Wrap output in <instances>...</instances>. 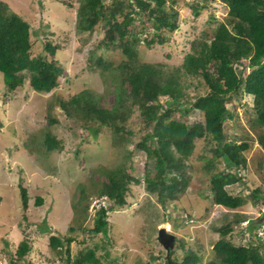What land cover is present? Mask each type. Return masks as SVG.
Segmentation results:
<instances>
[{"label":"rangeland","instance_id":"rangeland-1","mask_svg":"<svg viewBox=\"0 0 264 264\" xmlns=\"http://www.w3.org/2000/svg\"><path fill=\"white\" fill-rule=\"evenodd\" d=\"M1 1L29 23L31 53H43L50 59L44 48L50 42L56 48L53 58L64 72L57 86L46 93L30 87L27 71L21 86L6 89L0 72V264H11L23 238L31 249L15 264H64L65 250H52L48 245L50 235L62 239L66 235L75 237L69 243L71 258L91 248L103 264H166V251L156 235L167 220L169 227H164L176 237L171 257L180 259L187 249H192L199 258L195 264H224L215 256L212 246L220 237L218 227L236 213L245 219L232 222L225 237L232 243H249L260 236L264 242V150L257 141L258 129L251 126V118L242 105H252L249 96L235 100L238 104L234 111L238 115L223 123L229 138L235 136L248 143L244 151L246 166L239 171L242 180L225 186L230 193L244 198L242 205L229 209L212 202L210 172L205 163L211 157L213 142L205 136L194 139L193 152L184 162V190L162 205L143 182L146 170L153 173V159L146 158L136 142L152 125L144 126L135 106L126 124L130 131L127 139L114 143L109 128H100L94 136L81 127V121L67 117L57 103L58 97L68 98L82 89L102 93L105 106L114 102L113 83L102 76L101 68L93 60L102 57L117 65L126 56L117 46L100 44L106 29L102 21L90 32H78L75 22L79 0ZM103 1L105 5L110 2ZM192 1L198 2L197 14L190 7ZM173 7L178 12L177 27L166 42L147 46L142 37H148L147 31L151 32L152 27L145 22L144 31L139 34L141 39L134 43L137 62L173 70L192 46H197L203 37L210 39L227 12V5L221 0H176ZM181 83L186 92L183 100H192L207 90L200 77L183 75ZM172 117L187 124L204 120L197 109H190L186 115L176 112ZM45 132L54 135L62 147L44 151L41 140ZM212 162L217 168L223 167L221 161ZM120 166L140 182L128 184L124 205L111 204L113 209L106 213V234L92 232L91 202L102 198L98 190L107 181V173ZM255 188L260 191L257 200L251 197ZM21 189L26 192V207L21 201ZM251 222L255 236L247 228Z\"/></svg>","mask_w":264,"mask_h":264},{"label":"trees","instance_id":"trees-1","mask_svg":"<svg viewBox=\"0 0 264 264\" xmlns=\"http://www.w3.org/2000/svg\"><path fill=\"white\" fill-rule=\"evenodd\" d=\"M221 1L227 5L224 19L216 24L210 39L203 37L197 46H192L173 70L137 62L134 43L141 39L139 34L144 31L145 22L152 27L151 32L147 31L149 36L142 37L147 46L169 39L177 27L178 12L173 7L176 0H110L107 5L103 0H79L76 9L75 29L78 32H90L102 21L106 29L100 44L121 48L126 58L117 65L109 64L102 57L93 60V64L101 68L102 76L106 75L113 83L114 102L110 106H105L102 93L89 89H82L68 98L58 97L57 103L67 117L81 121V127L94 136L100 128H109L114 134V143L127 139L130 131L126 124L135 106L144 126L152 125L151 130L144 132L136 142V147L146 158L153 159V173L150 175V170H146L143 182L148 192L156 193L162 205L184 190L187 184L184 162L193 152L194 139L201 136L213 142L211 157L205 163L210 172L212 202L229 209L242 205L244 198L230 193L225 186L242 180L239 171L246 166L244 151L248 143L235 136L229 138L223 123L238 115L234 111L238 104L235 100L244 93L253 95L252 105H242H245V114L251 118V126L258 129L257 141L264 150V0ZM190 7L194 14L198 13V2L192 1ZM44 48L50 59L43 53H31L29 23L0 0V72L6 89L21 86L24 71L29 73L30 87L37 92L46 93L57 86L64 68L53 58L56 48L50 42H46ZM183 75L200 77L206 92L196 94L192 100H183L186 96L181 83ZM190 109L201 111L204 120L187 124L172 117L176 112L186 115ZM41 144L46 152L62 147L50 132L43 134ZM213 160L221 161L223 167L217 168ZM131 181L140 182L120 166L107 173V181L103 182L98 194L107 196L115 206H122L126 203L125 195ZM81 193H84L83 188ZM251 194L255 200L260 197L258 188L252 189ZM21 201L26 207L25 189H21ZM37 202H41L40 197ZM244 219L236 213L232 221L228 219L218 227L220 237L212 249L221 263L264 264V242L260 236H255V230L252 231L253 222L247 228L254 234V241L232 243L225 237L232 229V222L239 223ZM106 223V210L100 206L89 230L105 235ZM69 229L73 230L72 227ZM74 238L73 235L63 239L50 235L48 245L57 252L65 250L64 264H103L91 248L71 258L69 243ZM30 249L28 240L21 239L11 264L23 259ZM171 254L170 251L165 256L166 264H195L199 259L192 249H187L180 259Z\"/></svg>","mask_w":264,"mask_h":264},{"label":"water","instance_id":"water-1","mask_svg":"<svg viewBox=\"0 0 264 264\" xmlns=\"http://www.w3.org/2000/svg\"><path fill=\"white\" fill-rule=\"evenodd\" d=\"M156 239L168 253L169 250L173 248L176 237L173 233L169 232L164 226H160L157 229Z\"/></svg>","mask_w":264,"mask_h":264},{"label":"clouds","instance_id":"clouds-1","mask_svg":"<svg viewBox=\"0 0 264 264\" xmlns=\"http://www.w3.org/2000/svg\"><path fill=\"white\" fill-rule=\"evenodd\" d=\"M249 96L250 98H251V100L250 101H252L253 100V95L252 94H250V93H244L243 94V96ZM252 104H253V101H252ZM97 201H92L91 202V206H92V208H94V215H95V213H96V211H97V209L100 207V206H103L104 208H105V210H106V213L109 211V210H111V209H113L112 208V205H114L113 204V202H111L109 199H108V197L107 196H105V195H102V198L99 200V199H96ZM112 204V205H111ZM94 215H93V217H94ZM174 244H175V242H174ZM163 248V247H162ZM164 249V248H163ZM173 248H171L170 250H169V252L172 250ZM165 250V249H164ZM168 252V253H169ZM168 253L166 252V256H168Z\"/></svg>","mask_w":264,"mask_h":264},{"label":"bare ground","instance_id":"bare-ground-1","mask_svg":"<svg viewBox=\"0 0 264 264\" xmlns=\"http://www.w3.org/2000/svg\"><path fill=\"white\" fill-rule=\"evenodd\" d=\"M164 222V221H163ZM169 223H168V221L167 222H164V224H163V226H165L166 228H168L169 226Z\"/></svg>","mask_w":264,"mask_h":264}]
</instances>
